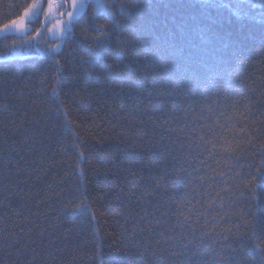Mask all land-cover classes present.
Segmentation results:
<instances>
[{"label":"trees","instance_id":"1","mask_svg":"<svg viewBox=\"0 0 264 264\" xmlns=\"http://www.w3.org/2000/svg\"><path fill=\"white\" fill-rule=\"evenodd\" d=\"M101 1L61 41L35 39L43 13L31 32L0 36V264H261L264 212L251 196L264 208V187L244 184L264 164V4ZM27 2L0 0V26ZM117 21L135 23L134 42L118 46ZM98 25L111 41L92 68L81 57ZM147 48L213 69L195 95L153 86ZM217 122L235 125L242 153L197 146L200 125ZM181 203L201 213L183 229Z\"/></svg>","mask_w":264,"mask_h":264},{"label":"snow or ice","instance_id":"2","mask_svg":"<svg viewBox=\"0 0 264 264\" xmlns=\"http://www.w3.org/2000/svg\"><path fill=\"white\" fill-rule=\"evenodd\" d=\"M242 3L251 4L253 0H241ZM261 3L264 4V0H261ZM141 6V0H120L119 4H113L114 9L117 8H139ZM22 9V14L18 16L17 19H10L7 22H3L0 26V32H11L13 29L20 35H23L25 28V21L32 20L39 13L43 12L46 20L55 19V24L52 27H48V32L51 33L53 39H61V33L65 30L61 27L62 23L67 25L69 30L72 24L73 16L76 14L75 10H79L84 7L83 4L78 3V0H47V6L45 7L42 0H29L26 4L18 5ZM71 8L72 10H68ZM67 13V21H64V13ZM236 14H240L241 9L239 6L235 8ZM44 26H47L45 23ZM98 32V35L93 38L96 50L90 51L88 57H81V60L90 65L92 68H95L98 58L102 55L103 50L106 47L105 41H111V32L105 28L103 25H98L95 29ZM112 30L120 33L122 36L126 33V37L118 41L119 44L131 43L135 41L137 26L133 23L130 29H122L119 25V22L112 23ZM38 33L40 29L36 30ZM93 45L89 44V49H92ZM55 52V49H51ZM146 55H152L154 57V62L152 64V85L155 86L157 81H162L165 85H171L173 91L183 86L182 90H191L192 94H196V90L201 88V85L204 83V73L205 71H212L213 65L208 64L207 59L201 60L198 64L191 62L179 63L176 62L174 57L177 55L176 52H168L167 54L159 53L157 50L152 48H147ZM105 67L111 68V65H106ZM139 88L143 91V85L140 84ZM149 103L151 99L149 98ZM202 129H206V132L209 135H200L197 139V146L206 148L207 145H211L212 148H215L218 144L220 145V152L228 155L240 154L244 151L241 147V141L237 139H229V135H238L239 133H234L235 125L232 124V127H229V123L225 124L216 123L215 126L209 125H200ZM246 129H240V132H245ZM209 155H212L210 149ZM262 152H264V146H262ZM223 174V173H221ZM239 176V174H237ZM245 179L247 183L244 184V188L252 193H255L258 187H264V164L256 166V171L254 173L249 172ZM225 191H230L229 189H224ZM189 193L185 192V198ZM221 199L219 193L216 197L212 199ZM251 199L257 203V212H264V208L259 206V198L257 195L253 194ZM184 204L181 203L179 206V214L182 216V219L178 220V225L181 229L185 227L188 221L191 218L193 212H196L197 217L201 215L196 211L191 205L188 206L187 213L184 212ZM79 207V206H77ZM82 214V213H81ZM255 216V213H253ZM207 223V221L205 222ZM190 227V225H188ZM191 241L186 242L182 246L187 248ZM261 264H264V258H262Z\"/></svg>","mask_w":264,"mask_h":264},{"label":"rangeland","instance_id":"3","mask_svg":"<svg viewBox=\"0 0 264 264\" xmlns=\"http://www.w3.org/2000/svg\"><path fill=\"white\" fill-rule=\"evenodd\" d=\"M89 1H93V2L96 3L98 6L101 5V3H100L101 0H100V1H99V0H78V3L83 4L84 7L81 8V9H79V10H75V11H76V14L73 16L72 24H71V26H70V30H69V28H68L67 25H65V24L62 23L61 27H62L63 29H65V30L60 34L61 37H62L61 39H53L51 33L48 32V27H52V25L55 24V19L49 20V21L46 23L47 26L43 27V29H42V31H44L45 36H47V37H46V40H47L46 42H48V41L53 42V41H55V40H59V41L63 40V38L66 36V34H67L68 32L71 31L74 21L78 18L79 15H81V14L83 13V11H84V9H85V7H86V5H87V3H88ZM69 2H70V0H69ZM101 2H102V1H101ZM42 3H43V0H42ZM44 3H46V5H45V7H46V6H47V2H44ZM68 10H72V9L69 8ZM42 13H43V12L39 13V14H38L35 18H33L32 20H35V19H37L38 17H40ZM63 19H64V21H67V13H66V12L64 13V17H63ZM32 20H30V21H32ZM30 21H29V20H26V21H25V28H24V33H23V34H25V33H27V32H31V29L29 28V27H30V25H29ZM42 31H41V32H42ZM9 33H12V34H15V35L20 36V34H18L14 29H13L11 32H0V36L3 35V34H9ZM44 42H45V40H44ZM41 44H42V42L39 41V42L37 43V46L40 47ZM38 47H37V48H38ZM40 48H41V47H40ZM53 48H54L55 51H56V50L59 48L58 44L54 45V47H53V46L51 47V49H53ZM38 49H39V48H38ZM13 53H15V54L20 53V50H18V49H17V50H13Z\"/></svg>","mask_w":264,"mask_h":264},{"label":"water","instance_id":"4","mask_svg":"<svg viewBox=\"0 0 264 264\" xmlns=\"http://www.w3.org/2000/svg\"><path fill=\"white\" fill-rule=\"evenodd\" d=\"M47 21H49V20H44V22L42 23V26H41V28H40L39 33L37 32L36 35H35V36H36L35 39H36V38L38 37V35L41 33V31H42V29H43V27H44V24H45ZM33 45H34V47H35V41H34ZM35 50L39 52V50L37 49V47H35ZM39 53H40V52H39ZM0 59H1V60H4V59H7V58L0 57Z\"/></svg>","mask_w":264,"mask_h":264},{"label":"flooded vegetation","instance_id":"5","mask_svg":"<svg viewBox=\"0 0 264 264\" xmlns=\"http://www.w3.org/2000/svg\"><path fill=\"white\" fill-rule=\"evenodd\" d=\"M42 23H43V22H42ZM42 23H41V24H42Z\"/></svg>","mask_w":264,"mask_h":264}]
</instances>
